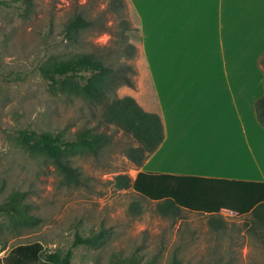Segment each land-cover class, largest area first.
Listing matches in <instances>:
<instances>
[{
  "label": "rangeland",
  "instance_id": "obj_1",
  "mask_svg": "<svg viewBox=\"0 0 264 264\" xmlns=\"http://www.w3.org/2000/svg\"><path fill=\"white\" fill-rule=\"evenodd\" d=\"M107 2L0 4V205L7 209L0 211V264H8L6 257L19 244L40 243L44 261L46 253L62 254L76 233L90 236L99 230L105 237L96 246H75L69 264H170L173 257L180 264H264V223L251 213L162 211L156 200L131 186L119 187L116 175L133 179L139 171L126 153L138 140L105 119L103 104L53 84L40 72L52 60L92 53L115 70L105 88L110 97L131 95L143 110H152L145 104L150 93L136 33L127 36L134 50L116 46L123 19L135 28V15L127 0L117 11ZM76 13L91 23L70 39L64 26ZM23 129L63 138L89 129L109 139L95 152L63 153L76 168L71 179L50 158L21 143Z\"/></svg>",
  "mask_w": 264,
  "mask_h": 264
},
{
  "label": "crops",
  "instance_id": "obj_2",
  "mask_svg": "<svg viewBox=\"0 0 264 264\" xmlns=\"http://www.w3.org/2000/svg\"><path fill=\"white\" fill-rule=\"evenodd\" d=\"M139 21L146 108L164 138L139 170L264 181V0H127Z\"/></svg>",
  "mask_w": 264,
  "mask_h": 264
},
{
  "label": "trees",
  "instance_id": "obj_3",
  "mask_svg": "<svg viewBox=\"0 0 264 264\" xmlns=\"http://www.w3.org/2000/svg\"><path fill=\"white\" fill-rule=\"evenodd\" d=\"M17 1L20 0H0V4L9 6ZM107 3L113 11L123 10L125 7V0H108ZM135 19L137 23L135 28L130 25V21L123 19L124 26L119 31L121 42L117 43V47L134 50V42L127 41V36L129 37L133 32L136 33L135 40L140 41L139 21L136 16ZM90 23V20L76 13L65 23L64 34L71 39ZM258 63L264 76V51L259 56ZM39 69L53 84H59L60 87L74 90L103 104L105 119L113 121L138 140V144L128 146L126 149L128 158L137 165L141 166L162 142L164 125L158 111L143 110L131 95L110 97L107 93L108 88L105 90L115 77V70L110 62L106 63L101 57L89 52H77L65 58L52 60ZM125 81L130 84L128 78H125ZM254 109L257 121L264 127V93L255 100ZM18 136L22 144L50 158L71 179L76 177V168L67 162L63 153L95 152L109 139L106 134L89 129L76 132L72 138H63L61 133L36 132L33 129H23ZM116 183L119 187L131 186L134 192L150 200H156L162 211L176 213L185 209L211 215L219 208H223L236 214L251 213L255 219L264 223V181L139 170L133 179L126 174L116 175ZM6 210L4 205H0V211ZM104 237L103 230L90 236L76 233L62 254L46 253L47 260L44 261L40 259V243L19 244L6 258L8 264H50L51 262L69 264L75 246L78 244L96 246ZM170 264L180 263L176 257H173Z\"/></svg>",
  "mask_w": 264,
  "mask_h": 264
},
{
  "label": "built area",
  "instance_id": "obj_4",
  "mask_svg": "<svg viewBox=\"0 0 264 264\" xmlns=\"http://www.w3.org/2000/svg\"><path fill=\"white\" fill-rule=\"evenodd\" d=\"M221 210H226V211H230V210H227V209H223V208H220ZM233 212V211H232Z\"/></svg>",
  "mask_w": 264,
  "mask_h": 264
}]
</instances>
